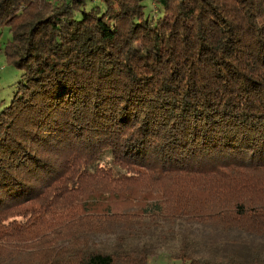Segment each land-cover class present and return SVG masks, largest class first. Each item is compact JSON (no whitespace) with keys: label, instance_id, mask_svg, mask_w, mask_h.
Listing matches in <instances>:
<instances>
[{"label":"trees","instance_id":"16d2710c","mask_svg":"<svg viewBox=\"0 0 264 264\" xmlns=\"http://www.w3.org/2000/svg\"><path fill=\"white\" fill-rule=\"evenodd\" d=\"M88 1L0 0V55L22 72L0 113V212L31 205L9 231L33 234L90 180L202 176L221 195L201 208L185 192L168 210L74 207L73 219L113 220L126 235L105 249L60 244L49 264H148L168 247L159 234L184 225L215 239L184 240L175 260L264 264V198H253L264 188V0H149L152 14L147 0H101L102 14Z\"/></svg>","mask_w":264,"mask_h":264},{"label":"rangeland","instance_id":"374dc122","mask_svg":"<svg viewBox=\"0 0 264 264\" xmlns=\"http://www.w3.org/2000/svg\"><path fill=\"white\" fill-rule=\"evenodd\" d=\"M145 4L146 13L152 14L154 9L152 2L147 0ZM105 8L101 0L88 1L84 7L85 10H95L99 14H102ZM7 38H9V35L5 32L2 41H6ZM21 76L22 72L16 67L9 65L4 56L0 55V113L13 100L16 86L20 82ZM63 159L64 157H61L62 161ZM257 174L261 182L264 183V171L257 172ZM212 186L213 184L202 176L194 178L181 177L179 178V184L174 182L173 177H165L160 181L142 177L137 182L124 181L119 183H114L110 180H90L89 188L86 192L73 194L72 198L68 200L62 199L55 206H52L46 217L39 220L38 226L33 230L34 233L27 235L15 234L17 232H10L9 230L13 226L18 228L19 226H24V223L26 224L29 216L27 212L31 210V205L26 202L27 204L7 206L0 212V264H30L31 262L34 264H49L54 260V254L58 252L61 247L60 244L70 248L71 246L74 248L85 246L84 248H86L89 244H92V241H96V243L100 244L98 247L104 249L112 247L116 243V234L121 232L119 231L121 224H117L113 220L107 222H102L98 219L91 220L89 217L83 216L84 214L73 219L71 215L73 208L76 207L82 210L81 203L83 202L96 201L100 203L101 207L112 205L111 212L132 211L133 213L135 210L142 212L145 207L148 206L149 208L159 201L168 210L173 208L179 200L184 201L180 197V192H185L187 195L185 200L201 208L205 206V202H210L211 205L217 195H221L220 190L215 189L216 187L214 186L212 188ZM171 192L175 193L171 194ZM188 196H192V198ZM240 196L238 193L226 194L217 199L235 200ZM253 198L262 200L264 198V188L261 193L253 195ZM41 202H43V199L35 203L39 206ZM102 211L103 209L97 212ZM66 214L70 215V217H66ZM53 232L58 233V236L53 235ZM46 233H49V235L42 237ZM150 233L152 234V231ZM213 233L209 229L196 225H184L181 229H175V231H172L171 227L166 228L164 233L159 234L158 232L157 234L162 240H168V247L158 245L159 250L156 251V255L149 257L148 264H190L189 260L173 259L170 253L171 249L174 247L179 248L184 240L203 249L205 243L215 239ZM59 234H62V236H59ZM120 235H126L125 231H122ZM156 236L152 237V243L155 246H157L156 243L159 238ZM34 238L40 239L35 242ZM149 240L151 241V239Z\"/></svg>","mask_w":264,"mask_h":264}]
</instances>
